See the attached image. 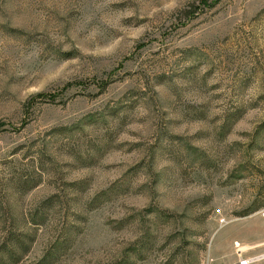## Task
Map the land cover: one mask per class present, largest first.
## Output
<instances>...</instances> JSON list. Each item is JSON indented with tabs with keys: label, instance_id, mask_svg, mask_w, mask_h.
<instances>
[{
	"label": "rangeland",
	"instance_id": "1",
	"mask_svg": "<svg viewBox=\"0 0 264 264\" xmlns=\"http://www.w3.org/2000/svg\"><path fill=\"white\" fill-rule=\"evenodd\" d=\"M15 240L264 264V0H0L2 264Z\"/></svg>",
	"mask_w": 264,
	"mask_h": 264
},
{
	"label": "trees",
	"instance_id": "2",
	"mask_svg": "<svg viewBox=\"0 0 264 264\" xmlns=\"http://www.w3.org/2000/svg\"><path fill=\"white\" fill-rule=\"evenodd\" d=\"M19 236L21 235L19 234L15 239L19 238ZM4 252L6 253V256L11 259V262L15 264L21 260V257L25 253L28 252V244L26 242H18L17 240H15V245L10 247V249L8 250L4 249ZM1 255L2 254H0V258H2ZM47 255L48 254L43 255V257L34 264H44L45 261L47 260ZM0 264H2L1 259H0Z\"/></svg>",
	"mask_w": 264,
	"mask_h": 264
},
{
	"label": "built area",
	"instance_id": "3",
	"mask_svg": "<svg viewBox=\"0 0 264 264\" xmlns=\"http://www.w3.org/2000/svg\"><path fill=\"white\" fill-rule=\"evenodd\" d=\"M216 213H218V211H216Z\"/></svg>",
	"mask_w": 264,
	"mask_h": 264
}]
</instances>
